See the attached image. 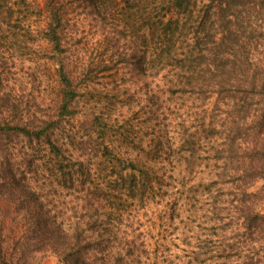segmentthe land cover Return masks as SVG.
<instances>
[{
  "label": "trees",
  "instance_id": "obj_1",
  "mask_svg": "<svg viewBox=\"0 0 264 264\" xmlns=\"http://www.w3.org/2000/svg\"><path fill=\"white\" fill-rule=\"evenodd\" d=\"M80 10L112 21V43L122 36L114 27L131 24L135 52L123 57L141 72L149 66L152 106L151 137L131 149L107 135L108 119L90 120L101 138H90L91 158H76L64 138L93 74L71 43ZM44 13L40 36L60 89L54 114L17 120L21 100L5 92L0 60V264L37 254L61 264H156L147 240L119 236L114 224L128 202L157 195L171 219L189 208L201 220L180 240L183 264H264V213L250 191L264 182V0H45ZM173 99L180 104L167 108ZM19 141L45 154L30 158Z\"/></svg>",
  "mask_w": 264,
  "mask_h": 264
},
{
  "label": "rangeland",
  "instance_id": "obj_2",
  "mask_svg": "<svg viewBox=\"0 0 264 264\" xmlns=\"http://www.w3.org/2000/svg\"><path fill=\"white\" fill-rule=\"evenodd\" d=\"M22 1L0 0V60L8 62L7 67L1 70L5 92L21 100L17 120L30 117L23 120V123H28L35 117L54 114L60 89L52 46L40 36V30L47 23L45 0H27L33 8L26 7ZM79 12L77 26L73 28L77 37L71 42L76 55L78 53L74 57L79 61L82 59L93 74L89 75L90 80L82 79L83 82L89 81V88L82 90L76 107L78 113L65 120V141L76 158H91L96 150L92 148L90 138L96 143L101 141L91 122L94 117L103 116L108 119L110 131L107 135L131 149L140 138L148 140L151 137L149 66L143 65L144 71L141 72L134 57H123L125 51L129 55L135 52L131 24L114 27L121 31L122 36L111 35V39L119 40V43H112L108 40L112 21L109 20L106 26L101 18L96 21L82 10ZM176 104L180 103L173 99L165 106L173 109ZM169 113V110L163 109L160 117L168 125L173 118ZM13 145L20 153H28L30 158L45 154L36 144L19 141ZM106 167L110 168L108 164ZM164 168L171 171L168 164ZM32 177L36 178L37 174ZM114 188L117 191L121 186ZM250 191L260 197L258 209L264 213V182L257 181ZM126 205L124 215L115 220L118 230L114 233L147 240L151 245L152 261L156 264H183L186 261L188 251L180 240L189 228L201 225V220L186 212L189 208L174 220L166 201L158 195L155 199L135 200ZM30 264L61 263L53 254H37Z\"/></svg>",
  "mask_w": 264,
  "mask_h": 264
}]
</instances>
